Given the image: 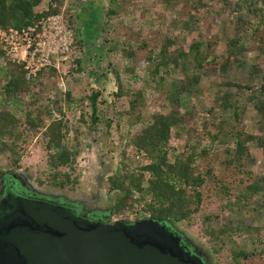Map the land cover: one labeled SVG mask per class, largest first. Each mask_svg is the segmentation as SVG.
Instances as JSON below:
<instances>
[{"label": "rangeland", "instance_id": "1", "mask_svg": "<svg viewBox=\"0 0 264 264\" xmlns=\"http://www.w3.org/2000/svg\"><path fill=\"white\" fill-rule=\"evenodd\" d=\"M113 1L117 5L116 7L114 5L113 10H116L119 5L121 6V0ZM124 1L125 7L120 8L116 16L109 19L105 17L110 5L108 0H64L60 9L74 33L73 41L76 48L73 49L72 58H79L78 61L81 63L79 71H75L76 73L71 71L66 76H62L63 87L70 92L72 99L87 96L91 90L98 88H101L104 98V102L97 107L101 114H97V121L94 124H90L89 103L85 100L66 115L69 125L66 142L70 149L75 143L74 140L78 143V153L72 165L73 170L69 173L71 178L77 179L76 184L64 185L62 188H54L49 184L53 175L46 167L45 150L40 143L43 140L40 134L33 138H26L21 145L23 151L16 164L10 160L7 153L0 156V172L15 173L28 187L43 196L78 201L89 212H101L110 222H132L137 217H146L141 215L140 205L137 203L132 210L117 215L112 214L111 206L114 204L115 193L107 191L106 179L121 164L133 169L146 162L135 154L128 141L151 123V114L158 112L160 107H163L162 112L170 109L168 101L165 100V92L170 88V80L180 79L181 75L173 72L171 77L165 79L166 83L162 90H159L150 82L146 74L149 66L144 59L146 51L152 49V56L157 54L158 49L153 45L159 43V37L172 38L173 45L169 51L174 50V52L175 50L185 51L187 44L193 41L209 44L207 52L216 56L225 67L223 72L216 71L202 75L200 86H207L213 81L220 82V86L208 89L207 95L203 94L200 102L199 95L196 96L197 98L181 95L182 109L189 110L192 107L195 113L191 118H186L181 126L171 129L169 144L175 148L176 152H180L185 145L200 144V141L191 138V126L198 130L201 122L205 121L208 124L207 128L213 130L218 127L220 121L228 122L225 121L228 115L219 111V98L225 90V83L249 86L251 91H256L264 80V30L251 33L247 24H244L242 29L235 32L234 23L228 20L227 11L221 9L219 2L170 0L165 4L162 0ZM47 4L48 0H40L35 10H45ZM246 19L251 25L257 22L249 16ZM87 37L89 38L88 46L86 44L84 46L82 40L85 41ZM233 37L236 39H232ZM105 38L108 41H103ZM230 40L237 41L235 49L229 46ZM140 42L146 47L137 50L136 46ZM127 43L134 50V57L131 60L121 55V48H126ZM100 46L103 48L101 47L102 50L99 49L97 52L96 48ZM110 47L112 50L106 53L104 50ZM231 49L233 54H230ZM91 53L97 55V58L88 59ZM111 68L118 72L123 82L130 76L126 72L127 69L136 70L140 80L134 81L133 86L134 89L142 90L145 98V101L137 108L141 116L138 121H134L137 111L126 113L127 99L124 97L115 99L111 96L115 92ZM45 81L43 92L39 91L38 87L32 88V92L36 94L35 106L41 108L47 104V98L51 95L58 98L63 93L58 85L60 82L58 75L50 81ZM226 90L232 94L235 91L232 88ZM218 92L219 95H217ZM246 95L247 92H240L239 96L235 94L231 102L237 100V105L241 107ZM256 96L258 99L263 98L264 93L259 92ZM17 98L26 100L27 96L20 93ZM64 106L65 103L62 108ZM209 110H211L210 113L207 112ZM79 113L82 114L85 125L79 123ZM46 123L44 121V125ZM220 127L224 133L229 128ZM239 127L244 133L255 137L262 133L259 131L260 128L264 129L251 105L244 107ZM75 129L78 134L73 132ZM255 139L245 145L250 154L249 159L242 166L232 169L223 164L224 159L232 158V152L230 156H224L223 150L227 147L233 148L234 141L222 135L220 137L222 143H219L210 155L207 154L206 157L201 158V169L205 165L209 166L212 176L229 183L236 195L246 194L245 186L248 184L246 171L258 176L264 169V147L256 146ZM59 170L67 172L66 169ZM38 181L41 183L39 184ZM211 185L208 183L205 189H212ZM12 188L15 187L11 186L10 189ZM203 192L201 214L215 216L211 226L224 232L220 240V250L217 251L215 245H211L205 237L198 234L199 228L195 218L188 224H172L171 232L175 230L183 239H186L192 246L188 247L189 250L193 252L194 249L199 256L201 254L200 259L203 264H264V244L262 243L264 240V193L249 198L248 202L242 200L240 204L232 203L229 208L222 209L221 206L226 202L225 200L219 201L214 192ZM138 196L140 195L133 193V199H137ZM257 238L261 240V243L257 242ZM239 251L246 252L248 257L235 258L234 255Z\"/></svg>", "mask_w": 264, "mask_h": 264}, {"label": "trees", "instance_id": "2", "mask_svg": "<svg viewBox=\"0 0 264 264\" xmlns=\"http://www.w3.org/2000/svg\"><path fill=\"white\" fill-rule=\"evenodd\" d=\"M63 1L48 0L45 10L36 11L40 0H0V27L19 30L41 18L58 14ZM169 1L162 0L165 4ZM215 1L220 3L221 9L227 11V18L232 24L234 23L235 32L242 29L244 24H247L246 26L251 33L264 30V0ZM108 2L110 5L105 13L106 19L116 16L120 8H124L126 5L125 1L121 0V6L119 5L120 7L118 6L116 10H113L115 2L113 0H108ZM247 16L256 19L257 22L251 25L246 19ZM88 39L87 37L85 41L82 40L84 46L85 44L88 46ZM171 39L165 36L163 39L159 37V43L153 45L158 49L154 56L151 54L152 49H147L144 58L149 64L146 70L147 78L159 90H162L166 83L165 79L171 77L173 72H178L181 78L171 79L170 88L165 92V100L168 101L170 109L162 112L163 107H160L158 112L151 114V123L128 141L135 154L145 159L146 162L133 169L121 164L106 179L107 191L115 193L111 213L117 215L132 210L134 204L137 203L140 205L141 215H146V217L143 216L144 219L151 221L157 230L163 226V229L159 231L165 235L172 233V224H188L195 218L199 228L198 234L205 237L211 245H215L218 251L221 248L220 240L224 232L211 226L215 216L201 214V206L204 201L202 191H204L203 193L214 192L219 201L225 200L226 202L221 206L222 209L229 208L232 203L240 204L242 200L248 202L249 198L264 193V169L258 176L251 175L250 171H246L245 174L248 175L246 178L248 184L245 186L246 194L236 195L229 183L212 176L209 166L205 165L201 169L200 160L207 154L210 155L213 149L222 143L220 141L222 135L232 138L234 141L233 148L227 147L223 150L224 156L233 155L232 158L223 161L224 165L230 166L232 169L242 166L249 159L250 154L245 148L248 142H253L256 138V146L264 147L263 128H258L262 133L255 137L252 134L244 133L243 129L241 130L239 127L244 107L249 105L258 114L262 127H264V97L258 99L256 96L259 92L260 94L264 93V80L256 91H251L249 86H241L232 82L225 83V90L219 98V111L228 115V119L225 120L228 122L220 121L218 127L213 128V130L207 128L208 124L205 121L201 122L198 130L191 126V138L200 141L202 144L185 145L180 152H176L175 148L169 144L171 129L175 126H181L186 118H191L195 113L192 107L189 110L182 109L181 95L195 98L199 95L198 101L200 102L202 95H207L208 89L220 86V82L215 83L214 81L211 84L208 83L207 86H200L202 75L216 71L223 72L225 67L216 56L207 52L209 44L193 41L187 44L185 51L175 50L174 52V50L169 51L173 45ZM103 41L108 40L105 38ZM75 46L74 43V49ZM229 46L235 49L237 41L230 40ZM101 47L96 48L98 49L97 52L99 49L102 50L103 47ZM145 47L146 45L140 42L136 49H144ZM232 49L230 54H233ZM111 50L110 47L104 51L107 53ZM82 53L84 52L82 51ZM121 55L128 60L133 59L134 50L129 43H127L126 48H121ZM1 56L2 52L0 51ZM93 58H97V55L91 53L88 59L93 60ZM78 60L79 58L73 60V66L68 69V73L80 70L81 63ZM126 72L130 76L123 82L118 72L111 68L115 87V92L111 96L115 99L122 97L127 99L128 109L126 113H130L137 111L145 98L143 91L134 89L133 86L134 81L140 80L136 70L129 68ZM24 73L21 65L0 66V156L7 153L10 160L16 164L23 151L21 145L26 138H33L40 134L43 139L40 143L45 150L46 167L53 175L49 184L54 188H62L69 184L75 185L77 179L71 178L69 173L73 170L72 165L75 163L78 153V143L74 140L75 143L70 149L66 142L69 131L66 115L74 111L79 103L85 100L89 103L90 124H94L97 121V114H101L97 107L104 102L101 88L91 90L89 95L77 99H72L70 92L65 90L58 98L51 95L50 98H47V104L41 108L35 106L36 94L32 92V88L38 87L39 91L43 92L45 80L50 81L57 77V74L51 67L40 69L30 79H26ZM228 88L234 89V93L228 92L226 90ZM240 92H247L241 107L237 105V100L231 102L233 95L239 96ZM20 93L27 96L26 100L17 98ZM219 94L218 92L217 95ZM236 98L239 99V97ZM63 103H65L64 108H62ZM207 112L210 113L211 110ZM140 118L139 111H137V114L134 115V121H138ZM78 119L79 123L85 125L82 114L79 113ZM44 121L47 122L46 125H44ZM108 123L107 121V127ZM220 126L229 128L224 133ZM73 132L78 134L77 129ZM230 152L232 153L230 154ZM59 169H66L67 172ZM1 174L3 173L0 172ZM208 183L212 184V189H205ZM6 184L9 183L6 181ZM133 193L140 196L133 199ZM143 197L145 198L143 199ZM256 240L261 243L259 238ZM262 243L264 244V240ZM234 257L245 259L248 254L239 251Z\"/></svg>", "mask_w": 264, "mask_h": 264}, {"label": "water", "instance_id": "3", "mask_svg": "<svg viewBox=\"0 0 264 264\" xmlns=\"http://www.w3.org/2000/svg\"><path fill=\"white\" fill-rule=\"evenodd\" d=\"M2 205L3 200L0 212ZM61 207L16 202L0 220V264H203L149 220L101 225L73 218Z\"/></svg>", "mask_w": 264, "mask_h": 264}, {"label": "built area", "instance_id": "4", "mask_svg": "<svg viewBox=\"0 0 264 264\" xmlns=\"http://www.w3.org/2000/svg\"><path fill=\"white\" fill-rule=\"evenodd\" d=\"M73 32L62 12L41 18L19 30L0 27V66L21 65L26 79L42 68L51 67L65 91L62 76L68 74L73 60Z\"/></svg>", "mask_w": 264, "mask_h": 264}, {"label": "flooded vegetation", "instance_id": "5", "mask_svg": "<svg viewBox=\"0 0 264 264\" xmlns=\"http://www.w3.org/2000/svg\"><path fill=\"white\" fill-rule=\"evenodd\" d=\"M3 174L0 175V202L3 200L2 208H4L3 212H0V220L7 218L11 211H13L16 207V202L23 201V200H32L34 202L42 201L47 202L49 204H53L56 207H61L67 213V215L72 216L78 220H83L88 223H97L101 225H112L115 222H110L107 219V216H103L101 212H89L84 207H82L81 203L78 201H69L63 200L62 198H55L51 196H43L42 194L36 193L32 188L28 187L18 175L11 172H2ZM9 183L6 184V181ZM11 186L15 188L10 189ZM10 209V210H9ZM140 220H146L142 217L135 218L132 222H122L127 226L132 225ZM160 228V227H159ZM158 228V229H159ZM162 230V229H161ZM175 231V230H174ZM169 234L175 235L179 239V244L185 251H189L190 255H192V250L190 251L188 247H192L190 243L186 239H183L181 235H179L176 231ZM175 233V234H174ZM183 242V243H182ZM193 249V248H192ZM193 253H197L193 249ZM201 254H200V256Z\"/></svg>", "mask_w": 264, "mask_h": 264}]
</instances>
